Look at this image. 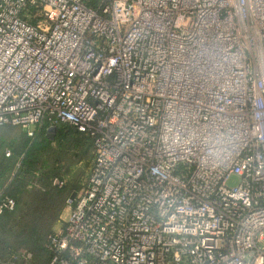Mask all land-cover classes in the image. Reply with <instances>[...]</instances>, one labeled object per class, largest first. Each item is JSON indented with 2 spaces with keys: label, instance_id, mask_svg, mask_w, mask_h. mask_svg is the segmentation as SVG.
I'll list each match as a JSON object with an SVG mask.
<instances>
[{
  "label": "built area",
  "instance_id": "built-area-1",
  "mask_svg": "<svg viewBox=\"0 0 264 264\" xmlns=\"http://www.w3.org/2000/svg\"><path fill=\"white\" fill-rule=\"evenodd\" d=\"M4 125L92 140L47 264H264V0H0Z\"/></svg>",
  "mask_w": 264,
  "mask_h": 264
},
{
  "label": "rangeland",
  "instance_id": "rangeland-1",
  "mask_svg": "<svg viewBox=\"0 0 264 264\" xmlns=\"http://www.w3.org/2000/svg\"><path fill=\"white\" fill-rule=\"evenodd\" d=\"M43 131V134L45 133V136L52 143L46 148L44 155L41 153V159L39 158L35 161L33 171L30 174H25L26 170L25 166H23V161L24 159L31 160L33 155L29 158H24V154L27 151V147L31 144L42 141V139H38L37 137L38 127H32L27 130L22 128H6L2 135L3 137H8L11 141L10 144L16 150V153H14L9 149L12 155L8 158L10 161L7 162L11 163V166H8L3 172V183L12 189L15 188L13 186L26 182V189L18 198L15 211L5 220L4 228L0 229V244L8 242L11 245L18 246L23 240L24 234L29 231V222L32 219L35 223L34 231L40 244V247L37 249L38 255L35 256L37 253L32 252V245L28 247L18 246L17 250L19 253H30L31 251V264H45L46 253L42 249L43 242L49 233L63 227L67 215L66 200L71 190L75 193L81 191L89 174V159H86L87 155L84 149L78 151V149L70 145L60 150L57 146L58 143L52 141L54 133H50L49 137L46 129ZM28 133H32V136H29ZM23 140L27 142H23ZM68 144L69 142L66 141L65 145ZM50 169L54 171L51 179L59 178L63 180L65 186L63 189L45 190L46 187L43 182H46L45 180L49 176ZM237 183L238 179L232 178L228 182V186H234ZM40 198L43 200H40ZM25 224H27V227H25ZM23 229H26V231H22Z\"/></svg>",
  "mask_w": 264,
  "mask_h": 264
},
{
  "label": "trees",
  "instance_id": "trees-1",
  "mask_svg": "<svg viewBox=\"0 0 264 264\" xmlns=\"http://www.w3.org/2000/svg\"><path fill=\"white\" fill-rule=\"evenodd\" d=\"M6 128H19V127H15V126H11V125L0 126V154H1L0 155V168L2 169L0 171V193H1V195H5V196H9V197L13 198L15 201V204L17 205L18 198L24 193V191L26 189V187H25L26 182L25 183L21 182L17 186H13L15 188H12V189L10 187H8V185H5L3 183L2 175H3V172L8 168V166L9 167L11 166V163H8L7 161H10V160H8V158H10L12 155L11 154L9 157H5V154H4L5 152L3 151L4 150L3 148L6 147V148H8V150L11 149L12 152L16 153L15 147H13L10 144L11 141L8 139V137L2 136L3 132H4V130H6ZM44 129H45V126L38 127L37 137H38V139H42V141L40 143L35 142V143L31 144L29 147H27V151L24 154V158H29L30 156L33 155V158L31 160H28V159L25 160L24 159V161H23V166H25V170H26L25 174H30L33 171V168H34L33 165L35 164V161L40 158L41 153L43 155H44V153H46V148L52 143L49 140V138H47L45 136V133L43 134ZM33 137H29V138H33ZM24 141L25 140H23V142ZM52 141L58 143L57 146L60 148V150H62V148L68 147L70 145L74 146V148L78 149V151H82L84 149L85 153L87 155L86 159H89V174H90L92 164H93V144H92L91 138H89L85 133L78 132L73 127H70L67 125H58L55 127L54 139ZM66 141L69 142L68 145H65ZM25 142H27V141H25ZM89 174L87 175L86 181L88 180ZM53 175H54V171H53V169H50L49 176L45 180L46 182H43L44 186L46 187L45 190H47V191L53 190V189H55V190L60 189V188H56V187L52 186L51 183L54 180V178L51 179V177ZM58 180L63 181L62 179H59V178H58ZM86 181H85V183H86ZM40 200H43V199L40 198ZM16 205H15V208L13 211H15V209L17 207ZM13 211L4 212L2 215H0V229L4 226L5 220L10 217V215L13 213ZM25 227H27V224H25ZM29 227H30L29 228L30 233L28 231L26 234H24L25 236L22 237L23 240L21 241V243L18 244V246L28 247V246L32 245L33 246L32 252L37 253V254H35V256H37L38 255L37 249L40 247V244L38 242L36 232L34 231L35 230V223L33 222L32 219H30ZM22 231H26V229H23ZM0 236H1V232H0ZM0 239H1V237H0ZM45 242H46V240H44V242H43L42 249H43L44 253H46L45 254L46 255V261L48 262L49 255L46 252V249L44 247ZM18 246L11 245L8 242H2V244H0V264H31V262H32L31 260L26 259L24 257V255H22L21 253H19V251H17ZM30 253H31V251H30Z\"/></svg>",
  "mask_w": 264,
  "mask_h": 264
},
{
  "label": "crops",
  "instance_id": "crops-1",
  "mask_svg": "<svg viewBox=\"0 0 264 264\" xmlns=\"http://www.w3.org/2000/svg\"><path fill=\"white\" fill-rule=\"evenodd\" d=\"M45 129H46V128H45ZM46 132H47V129H46ZM9 142H10V141H9ZM3 149H4V150H3L4 152H5L6 150H8V148H6V147L3 148ZM0 155H1V154H0ZM86 182H87V181H86ZM85 184H86V183H85ZM85 184H84V186H85ZM84 186H83V187H84ZM63 188H64V186H63L62 188H60V189H63ZM60 189H59V190H60ZM57 190H58V189H57ZM77 193H78V192H77ZM75 194H76V193H75L74 191L71 190V193H70L69 197H72V196H74ZM69 197H68V198H69ZM66 213L68 214V209H66ZM66 216H67V215H66ZM52 232H53V231H52ZM46 252H47V251H46ZM29 260H32V255H31V258H30ZM46 263H48V262L46 261L45 264H46Z\"/></svg>",
  "mask_w": 264,
  "mask_h": 264
},
{
  "label": "water",
  "instance_id": "water-1",
  "mask_svg": "<svg viewBox=\"0 0 264 264\" xmlns=\"http://www.w3.org/2000/svg\"><path fill=\"white\" fill-rule=\"evenodd\" d=\"M55 129L54 128H50L47 130V135L49 136L50 133H54ZM50 137V136H49Z\"/></svg>",
  "mask_w": 264,
  "mask_h": 264
}]
</instances>
